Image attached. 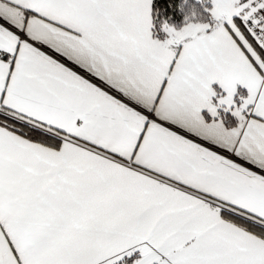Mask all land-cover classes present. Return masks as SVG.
<instances>
[{"label": "snow or ice", "instance_id": "6c2138e0", "mask_svg": "<svg viewBox=\"0 0 264 264\" xmlns=\"http://www.w3.org/2000/svg\"><path fill=\"white\" fill-rule=\"evenodd\" d=\"M0 264H264V0H0Z\"/></svg>", "mask_w": 264, "mask_h": 264}]
</instances>
